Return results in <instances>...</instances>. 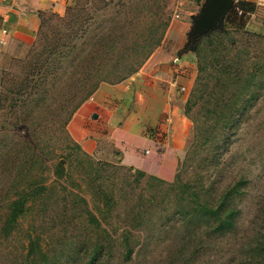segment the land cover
Listing matches in <instances>:
<instances>
[{"label":"rangeland","instance_id":"rangeland-1","mask_svg":"<svg viewBox=\"0 0 264 264\" xmlns=\"http://www.w3.org/2000/svg\"><path fill=\"white\" fill-rule=\"evenodd\" d=\"M233 1L231 7L239 2ZM203 2L163 0L157 19L152 0H73L61 15L41 17L27 48L11 43L5 49L0 56V264H264V8L247 2L240 19L232 24L222 19L231 45L202 52L203 85L197 91L196 59L185 42ZM131 13L141 21L125 36L118 28ZM162 20L167 27L159 44L135 72L97 88L114 95L108 101L116 105L120 123L160 140L163 158L175 148L179 157L171 180L144 172L137 177L139 170L118 164L106 138L98 152L79 147L69 124L93 93L68 115L76 99L57 95L46 83L43 101L35 93L37 100L9 112L5 96L11 98L8 92L27 76L32 60L65 27L75 30V37L60 66L61 79L74 67L84 71L106 62L104 69L120 70L122 56L128 60L138 51L132 42L141 44L151 30L158 36ZM113 31L112 42L98 40ZM95 112V119H103V110ZM126 143L134 144L132 155L142 165L153 161L164 171L173 165L172 157L157 158L150 144ZM241 181L245 185L237 184ZM232 186L237 193L229 194L227 208L235 215L226 232L212 233L213 223L197 216L185 221L196 202L215 206ZM22 190L38 195L30 197L5 235L7 205ZM29 242L40 251L27 256Z\"/></svg>","mask_w":264,"mask_h":264},{"label":"trees","instance_id":"trees-1","mask_svg":"<svg viewBox=\"0 0 264 264\" xmlns=\"http://www.w3.org/2000/svg\"><path fill=\"white\" fill-rule=\"evenodd\" d=\"M247 2H236V5L230 7V10L223 17V21L227 22L228 24H232L234 19H240L242 16L243 11H241L240 7L242 8ZM132 8L134 7V3H130ZM153 7V16L158 15L157 19H159V14L162 12V5L163 0H152ZM248 4V3H247ZM236 15H239L238 18ZM229 17H232L230 20ZM139 20L138 17L134 16L131 13L129 18H124L121 25L118 28L122 35L125 36L129 35L132 32L133 28L136 27V24ZM60 22V21H59ZM154 23V21H152ZM158 25H160V32L158 36L155 35L154 31H149L148 38L144 39L141 44L138 43L139 40L133 41L137 43V47L135 50H138L133 54L134 56L131 59L126 60L123 57V63L121 64L122 68L116 71V69L111 65L109 68L104 69L106 63H100L97 66H92L84 71H80L79 68L74 67L71 70L67 71L66 76L64 79H61V76H58L60 66L62 62L70 55V49L73 48L72 45V36L75 34V30L70 31V27H65L64 30L60 33L59 37L55 38V40L49 44L42 53H39L35 59L32 60L30 66L28 67V74L24 76L22 80L17 82L13 89L8 92L9 94L12 93L11 98H7L5 96V101L8 99L9 103V112H13V109L18 107H27L30 103L37 100V98H33V95L36 93L43 101L45 95L47 94L48 90L46 89V83H48L49 87L54 90L57 95L66 93L69 97L71 96L72 99H76L74 104H72L68 115L73 112L83 101H85L97 88L100 83H117L126 77L130 76L135 72L139 64L151 53V51L159 44L160 38L163 35L165 28L167 27V21L162 20ZM129 26L130 29H129ZM153 29V28H152ZM155 29V28H154ZM115 31L109 33L107 36H103L100 34V40L107 39L112 42V34ZM84 34V32H82ZM229 30L222 25V30H213L209 31L205 36H202L199 40L196 41L193 47L194 57L196 59V69H197V77H196V90L198 91L200 86L203 85L202 77L200 73L203 72L205 65L202 62V52L206 48H211L214 51V45L217 46H229L231 45V38H229ZM75 37V35L73 36ZM68 49V51H65ZM129 49V48H128ZM232 49V48H231ZM127 49H124V51ZM132 51V52H133ZM41 55L42 57L40 58ZM89 59H93V57H89L85 59L86 61ZM113 61V60H112ZM230 72L224 73L225 78L228 77ZM63 75V74H62ZM231 76H236V73H231ZM49 78H51L50 83L48 82ZM9 90H5V93ZM34 99V100H33ZM190 105L187 102L186 112L189 110ZM226 105V103H224ZM232 118V117H231ZM22 119V118H21ZM226 119V117L224 118ZM23 121V119H22ZM21 121V122H22ZM66 122V119L64 120ZM137 177H143V172H137ZM245 185L246 182L241 181L237 182V184ZM21 194H17L12 200L9 201L7 205V212L5 214V219L3 221L1 230L5 232L7 235L16 225V221L20 216L23 215L25 211V204L28 202L30 197H36L38 194H33L32 192H28L29 190H25ZM27 193V194H24ZM237 193V188L232 186L228 188L222 196L217 201L215 206H210L207 204H199L198 202L195 203L194 207L190 210L191 213L187 214V218H185L186 222L191 220L193 216H197L198 218H204L209 220L213 223L212 233L222 234L226 232L228 229L231 228L233 224V219L235 215V211L227 206H231L230 198H228L229 194ZM201 241H199V246L201 245ZM35 246L29 242L26 248V255L31 256L34 252H39Z\"/></svg>","mask_w":264,"mask_h":264},{"label":"crops","instance_id":"crops-1","mask_svg":"<svg viewBox=\"0 0 264 264\" xmlns=\"http://www.w3.org/2000/svg\"><path fill=\"white\" fill-rule=\"evenodd\" d=\"M73 0H0V56L5 54V49L11 44L16 43L21 48H27L33 40L34 34L41 21V17L46 14L61 15L65 8L68 7ZM241 2L253 3L258 6V10H263L264 0H238ZM234 1L232 0V3ZM252 14L250 15V18ZM249 18V19H250ZM108 95L114 96L111 91L103 86H99L89 98V101L83 103L74 114L73 121L69 124V132L71 137L79 147L88 153L98 152L97 145L102 139H108L112 149L117 153L115 156L118 164L131 167L148 174L156 176L164 181L171 180L176 159L179 157L174 153L175 148H168L166 143H162L164 149L168 148L173 158V165L168 171H164L162 165H153V161L144 165L140 164L137 157L132 155V147L134 144L126 142H139L142 144H150L154 146L156 157L161 161L170 159L163 158L164 154L158 152L160 140L154 136H148L144 131H131L123 123L116 119L115 104L109 105ZM99 107L103 110V119H91V114ZM105 118V119H104ZM88 119V121H87ZM103 123L104 125L100 124ZM102 125V126H100ZM86 138V139H85ZM163 148L161 149L164 150ZM165 150V152H167ZM144 154H149L144 149ZM156 158V159H157Z\"/></svg>","mask_w":264,"mask_h":264},{"label":"water","instance_id":"water-1","mask_svg":"<svg viewBox=\"0 0 264 264\" xmlns=\"http://www.w3.org/2000/svg\"><path fill=\"white\" fill-rule=\"evenodd\" d=\"M232 5V0H204L198 15L192 18L191 31L185 46L194 47L197 40L209 31L222 30V19ZM91 114L90 118L95 119Z\"/></svg>","mask_w":264,"mask_h":264}]
</instances>
